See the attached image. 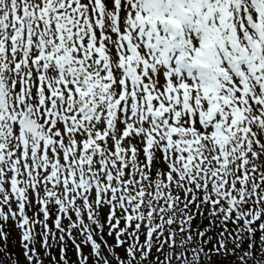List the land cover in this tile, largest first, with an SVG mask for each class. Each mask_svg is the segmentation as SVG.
Here are the masks:
<instances>
[{
	"label": "snow or ice",
	"instance_id": "snow-or-ice-1",
	"mask_svg": "<svg viewBox=\"0 0 264 264\" xmlns=\"http://www.w3.org/2000/svg\"><path fill=\"white\" fill-rule=\"evenodd\" d=\"M0 264H264V0H0Z\"/></svg>",
	"mask_w": 264,
	"mask_h": 264
}]
</instances>
